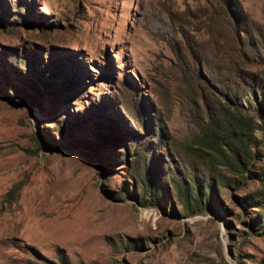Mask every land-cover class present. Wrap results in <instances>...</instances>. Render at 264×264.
<instances>
[{"label": "rangeland", "instance_id": "1", "mask_svg": "<svg viewBox=\"0 0 264 264\" xmlns=\"http://www.w3.org/2000/svg\"><path fill=\"white\" fill-rule=\"evenodd\" d=\"M243 42V70L264 82V0H0V264H264V132L237 165L202 147L186 107L190 72L231 69ZM35 82L47 109L14 98ZM262 101L237 100L251 117ZM107 117L120 146L97 139ZM163 127L176 155L208 154L202 212L171 184L190 179L175 157L154 154L153 190L131 171V134Z\"/></svg>", "mask_w": 264, "mask_h": 264}, {"label": "trees", "instance_id": "2", "mask_svg": "<svg viewBox=\"0 0 264 264\" xmlns=\"http://www.w3.org/2000/svg\"><path fill=\"white\" fill-rule=\"evenodd\" d=\"M246 45L247 43H241L240 47L242 48L243 46V49H239L237 54L234 52L236 55L231 56L233 59L236 57L235 60L229 62L231 69L225 70L226 65H224L222 70L218 73H214L208 69V72H205L206 76L201 72L195 71L194 74L189 71L190 75L193 74V81L190 80L187 82L188 84L190 83L192 92L191 94L188 93L186 107L193 122H195L197 127L203 132L204 138H206V142L202 144V147L210 151L218 152V149L222 148L223 145L227 146L230 151H232L234 163L237 165H240L244 158L254 159L257 156L256 152L251 148L253 143L254 146L256 145L253 139L254 127L260 128L264 132V82L256 75L249 74L247 71L243 70L242 65L246 63L245 58L249 57L245 51ZM247 49L248 47L246 50ZM186 64L190 65L192 63L187 61ZM202 66L207 65L202 63ZM42 78L43 77L38 78V83L42 84L44 81ZM38 83L35 82L29 85L32 90L31 93L21 90L17 91L15 89L14 96L16 97L14 98L20 103L26 102L30 104L28 106L31 108L42 109L44 107L47 109V104H52L53 99L43 94L42 90L44 89L46 91L48 88L41 87V85L38 86ZM62 85L63 88H65V94L74 90V83H62ZM251 91L258 92L263 100L260 103L261 109L257 111L255 117H251L246 112H243L237 102L240 96H244ZM67 96L68 95L62 96V98H59V101L64 102L68 98ZM107 118L105 119V124L102 123V120H98L95 121L93 125L100 131L97 132L98 136H100L97 137V139L98 141L101 139L102 144L106 143L107 147L120 146L125 139L120 132L114 129L115 127L112 120H110L109 117ZM253 118L258 119L261 123H255ZM85 124H87V122L78 124V130H80V128L83 129ZM67 128L69 127L65 124L62 129L65 134H67ZM164 131V127L158 128L157 133L140 138L131 134L130 142L133 145V154L130 158L131 171L142 188H151L153 190V183L155 181L153 179V177H155L154 154L161 151L165 158L175 157L179 164H181L180 167L184 171L187 172L188 170L190 172L189 174L187 173L190 179L188 184L186 181L182 183L178 181V183L172 180L171 184L185 200L186 208L190 214L202 212L208 206L207 203H204L206 195H204L202 188L206 183L208 193L213 190V186L206 181L208 180L206 172L210 171L212 166V163L207 157L208 154L205 150L200 148L192 150L189 147L185 151L186 159L180 155H176V151L173 149L175 146H168ZM73 132L77 134V130H72L71 133ZM75 134L71 135L73 136ZM209 136L212 138L210 139ZM74 142L79 141L75 140ZM90 144L91 145H84L88 146L87 149L89 148L88 150L93 156H97L99 153L97 142ZM124 151H127L126 148H124ZM172 152L173 155L170 156ZM262 160L264 161V158ZM203 166H205L206 169L203 168ZM213 177L218 183L219 175L215 174ZM209 178L211 179L212 177L209 176ZM258 178L259 182L264 184V169L260 172ZM19 188L20 186H14L9 190L6 195L7 199H11ZM140 204L146 205V203L142 202ZM60 264L66 263L61 260Z\"/></svg>", "mask_w": 264, "mask_h": 264}]
</instances>
